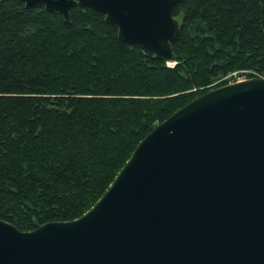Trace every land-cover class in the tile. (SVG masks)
<instances>
[{
    "label": "trees",
    "instance_id": "1",
    "mask_svg": "<svg viewBox=\"0 0 264 264\" xmlns=\"http://www.w3.org/2000/svg\"><path fill=\"white\" fill-rule=\"evenodd\" d=\"M70 15L0 2V220L23 232L82 217L138 144L222 77L264 79V0H180L173 66L104 14Z\"/></svg>",
    "mask_w": 264,
    "mask_h": 264
},
{
    "label": "water",
    "instance_id": "2",
    "mask_svg": "<svg viewBox=\"0 0 264 264\" xmlns=\"http://www.w3.org/2000/svg\"><path fill=\"white\" fill-rule=\"evenodd\" d=\"M19 1L67 22L97 11L176 64L180 0ZM0 264H264V79L212 89L156 126L82 217L30 232L0 220Z\"/></svg>",
    "mask_w": 264,
    "mask_h": 264
},
{
    "label": "rangeland",
    "instance_id": "3",
    "mask_svg": "<svg viewBox=\"0 0 264 264\" xmlns=\"http://www.w3.org/2000/svg\"><path fill=\"white\" fill-rule=\"evenodd\" d=\"M180 21H181V17H179ZM249 74L248 72H234L228 76H225V77H222L220 80H218L214 86H217V85H222V86H226V85H230V84H233V83H237V82H240V81H243V80H248V79H251V78H254V77H249ZM222 86H219V87H222ZM219 87H216V88H219ZM214 88V89H216Z\"/></svg>",
    "mask_w": 264,
    "mask_h": 264
}]
</instances>
